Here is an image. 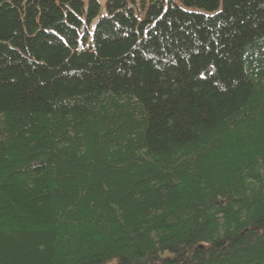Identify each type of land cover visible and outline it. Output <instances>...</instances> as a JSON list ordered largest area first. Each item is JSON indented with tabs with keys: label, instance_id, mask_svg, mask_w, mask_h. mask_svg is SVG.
I'll use <instances>...</instances> for the list:
<instances>
[{
	"label": "trees",
	"instance_id": "16d2710c",
	"mask_svg": "<svg viewBox=\"0 0 264 264\" xmlns=\"http://www.w3.org/2000/svg\"><path fill=\"white\" fill-rule=\"evenodd\" d=\"M100 1L0 0V264H264V0Z\"/></svg>",
	"mask_w": 264,
	"mask_h": 264
},
{
	"label": "rangeland",
	"instance_id": "374dc122",
	"mask_svg": "<svg viewBox=\"0 0 264 264\" xmlns=\"http://www.w3.org/2000/svg\"><path fill=\"white\" fill-rule=\"evenodd\" d=\"M104 1L105 0H101L100 2H101V6H104ZM103 13V8L101 9V14Z\"/></svg>",
	"mask_w": 264,
	"mask_h": 264
}]
</instances>
